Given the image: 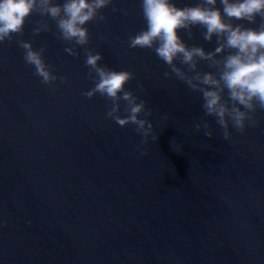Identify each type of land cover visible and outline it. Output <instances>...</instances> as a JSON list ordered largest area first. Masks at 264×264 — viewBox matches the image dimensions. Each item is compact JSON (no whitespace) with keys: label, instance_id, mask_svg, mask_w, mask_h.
Returning <instances> with one entry per match:
<instances>
[{"label":"clouds","instance_id":"obj_1","mask_svg":"<svg viewBox=\"0 0 264 264\" xmlns=\"http://www.w3.org/2000/svg\"><path fill=\"white\" fill-rule=\"evenodd\" d=\"M198 0L195 5L178 7L174 0H141L140 7L147 27L128 37L129 48L152 49L164 61L170 71L165 78L174 76L193 92H199L201 107L206 116L214 117L223 130V139L230 141L229 128L241 135L248 127L259 125L257 111H264V0ZM112 6L113 12L123 11L114 6L113 0H0V43L11 42L23 34L28 18L35 14L42 17L32 29L33 36L50 31L48 19L56 24L57 39L72 44L64 49L77 56L76 46L89 43L86 25L92 21H104L102 9ZM127 15V12L124 11ZM242 21L244 23H233ZM194 27L203 29L201 35L209 43L215 37L216 47L206 51L202 46L189 47L178 34L184 30L192 38ZM24 50L26 64L33 66L34 75L44 85H53L57 80L67 83V77L54 74L53 66L43 58L45 47L34 49L31 41L18 40ZM85 65L94 87L82 93L93 98L97 93L111 101L106 118L120 127L135 125L142 137L141 145L158 141L153 134V124L147 118L152 115L146 102L125 88L135 79L132 71H116L99 62L102 53L85 47ZM176 61H179L178 66ZM200 62L207 63L212 71L199 69ZM93 73L95 75H93ZM143 90V85L137 86ZM121 101L124 102L121 116ZM144 118H141V117ZM164 115L163 120H168ZM195 131L203 129L204 136L213 137L207 123H196ZM181 148L177 152H182ZM147 155V152H142Z\"/></svg>","mask_w":264,"mask_h":264}]
</instances>
